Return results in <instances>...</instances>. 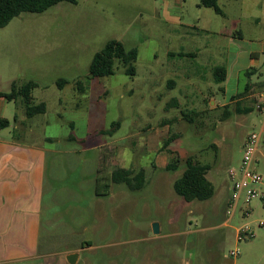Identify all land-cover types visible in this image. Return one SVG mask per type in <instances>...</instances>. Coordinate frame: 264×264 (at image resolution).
<instances>
[{"label": "rangeland", "instance_id": "obj_1", "mask_svg": "<svg viewBox=\"0 0 264 264\" xmlns=\"http://www.w3.org/2000/svg\"><path fill=\"white\" fill-rule=\"evenodd\" d=\"M198 2L186 0L185 7ZM221 2L233 21L216 14L214 32H199L190 47L199 52L192 59H171V51L186 43L171 33L166 0L63 2L41 14H21L0 30V92L9 91L8 79L33 81V102L46 106L45 114L28 121L34 136L26 138L37 143L50 138L44 144L51 151L41 212L46 264H68L65 256L73 253L75 264H264V229L254 224L264 217L259 202H252L249 218L236 213L228 221L226 214L228 171L239 164L246 137L261 129L257 111L237 112V104L241 110L253 107L255 93L244 92L245 84L264 82V16L251 1ZM234 30L254 43L258 65L251 68L254 74L225 85L214 81L212 69L224 63L226 37ZM112 39L137 49L135 75L127 76L117 63L112 76L91 77L93 56ZM184 62L196 71L192 85L173 90L171 79L177 78L171 64L178 68ZM60 80L67 83L59 87ZM77 81L83 92L76 89ZM242 93L236 100L252 95L250 101L208 111L209 95L219 107ZM5 104L11 125L0 135L22 137L21 125L12 131L16 105ZM259 150L255 169L264 176V136ZM188 157L210 167L206 177L215 193L207 201L188 203L173 190ZM175 161L177 170L166 171ZM116 162L143 170L144 187L131 192L112 184L109 195L97 196V170L111 171ZM223 222L227 227L220 226ZM247 223L255 237L236 242L235 229Z\"/></svg>", "mask_w": 264, "mask_h": 264}, {"label": "crops", "instance_id": "obj_2", "mask_svg": "<svg viewBox=\"0 0 264 264\" xmlns=\"http://www.w3.org/2000/svg\"><path fill=\"white\" fill-rule=\"evenodd\" d=\"M232 1H241L243 5L251 1L255 3L254 5H260L261 15L264 16V0ZM221 3V0H218L220 9ZM166 4L168 11H171V17H169V12L166 11L171 20V33L178 35V40L186 43L185 46H179L178 51H171V59L175 57L181 59L197 58L199 52L192 51L190 47L195 44L194 42L199 32H214L213 24L216 22V13L209 8H199L197 6L198 3H195L194 8L186 9V0H166ZM221 11L222 14L220 16L222 18L226 19L227 22L233 21V16L229 10L221 9ZM226 38L228 46L224 63L212 69L213 76L215 68H223L224 80L221 83L225 85L231 81L237 82L241 75L245 76V73L249 70L251 74H254L256 69L251 70V68L258 65L259 58L258 50L253 47L254 43L247 42L241 32L234 30ZM181 66L176 68L171 64L172 76L177 78L176 80L171 79V89L173 90L181 91L180 89L190 88L192 85L189 82L196 73L192 63L184 62ZM213 79L215 81L214 76ZM2 81L3 77L0 76V82L2 83ZM13 81L20 80L11 78L5 81L9 84V90ZM257 84H260V92L255 91ZM247 85L250 87L249 90L255 93V97L264 91V82L255 84L247 82L245 87ZM211 96H208V104H210L208 111L217 110L239 101L248 102L252 97V95H248L236 100L238 95H235L231 97L229 102L222 103L218 107L211 99ZM6 102L9 101L0 97V117L3 118H5ZM171 103L174 104L173 106H177L179 102L177 99H173ZM249 108H252V111L254 110L252 105ZM16 109L17 121L14 122L15 126L12 131L15 133L17 124L18 128L21 125L22 129H24L21 134L22 137H15V134L7 137L0 135V264H46L48 254L46 253V244H42L41 241V212L46 183V161L47 155L51 151L44 144L50 138L40 139L38 143L32 139L26 140V138L34 136L27 126L30 119H25L23 110L20 107L16 106ZM203 111L201 110V112ZM189 112L198 113V111L194 110ZM258 154L260 153L258 152ZM116 165L118 168H122L119 167V162H116ZM230 186H228V198ZM220 226L227 227L226 222H223ZM235 241L237 242L236 229Z\"/></svg>", "mask_w": 264, "mask_h": 264}, {"label": "trees", "instance_id": "obj_3", "mask_svg": "<svg viewBox=\"0 0 264 264\" xmlns=\"http://www.w3.org/2000/svg\"><path fill=\"white\" fill-rule=\"evenodd\" d=\"M75 4L76 0H0V29L5 28L14 18L21 14H41L52 6L59 3ZM199 8L212 9L216 14L221 15L222 11L218 6V0H199ZM137 60V49H127L119 40H109L104 47L97 52L91 61L89 67V75L91 77H105L114 74L115 65L118 63L123 68L127 76H134L136 73L135 62ZM251 71L245 73L249 76ZM213 76L217 83L224 80V70L217 67L213 70ZM67 82L60 80L58 86L62 87ZM37 87L33 81H13L10 90L7 93H1L0 97L5 98L9 102H13L17 107L23 110L25 119H31L37 115H43L46 112L44 103L35 104L32 98V91ZM75 87L79 92H83L84 87L81 81L75 83ZM250 87H245L247 92ZM244 93V92H243ZM239 94L238 96L243 95ZM252 108L240 109L237 104V112L249 113ZM191 113V112H188ZM193 114V113H191ZM194 115V114H193ZM189 122L192 119L188 114L182 113ZM14 121H17V116H14ZM10 121L0 117V131L10 126ZM113 126L119 127V123H114ZM112 132V131H111ZM109 130L104 131V134H110ZM173 139L170 138L169 140ZM166 141L165 145L168 144ZM177 161L167 165L166 171L174 172L177 170ZM208 165H203L193 157H188L185 160L184 170L181 176L173 183V190L185 202H203L211 199L215 193L214 186L207 179L206 175L209 171ZM112 184H124L131 192L141 190L145 185V174L143 170L135 171L133 169L114 168L111 171L97 170L95 178V193L97 196H106L110 193Z\"/></svg>", "mask_w": 264, "mask_h": 264}, {"label": "built area", "instance_id": "obj_4", "mask_svg": "<svg viewBox=\"0 0 264 264\" xmlns=\"http://www.w3.org/2000/svg\"><path fill=\"white\" fill-rule=\"evenodd\" d=\"M254 109L261 116L260 131L251 132L241 147V160L236 167L228 171V178L231 182L230 195L227 201L226 214L230 221L236 213L242 218H249L253 215L255 207L253 201L259 202V207L264 213V176L255 169L257 155L259 152L262 136H264V91L257 97ZM255 227L264 229V217L255 221ZM237 242L251 240L255 237L251 224H244L236 229ZM238 251L229 253L230 258H236Z\"/></svg>", "mask_w": 264, "mask_h": 264}, {"label": "water", "instance_id": "obj_5", "mask_svg": "<svg viewBox=\"0 0 264 264\" xmlns=\"http://www.w3.org/2000/svg\"><path fill=\"white\" fill-rule=\"evenodd\" d=\"M152 230L154 234H157L159 232L158 225L153 224ZM77 257H78L77 253H73V254L67 255L65 259L68 264H75L77 261Z\"/></svg>", "mask_w": 264, "mask_h": 264}]
</instances>
